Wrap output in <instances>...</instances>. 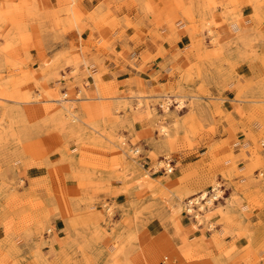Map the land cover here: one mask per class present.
Instances as JSON below:
<instances>
[{"label":"rangeland","instance_id":"rangeland-1","mask_svg":"<svg viewBox=\"0 0 264 264\" xmlns=\"http://www.w3.org/2000/svg\"><path fill=\"white\" fill-rule=\"evenodd\" d=\"M74 5L75 0H59L54 9L47 0H0V264L20 260L16 231L36 235L32 256L41 262V247L54 248L52 220L58 216L90 234L75 255L85 264H264V230L239 232L247 246L237 251L214 230L210 220L217 212L208 198L193 213L186 207L200 192L214 199L215 170L231 160L228 152H215L213 119L226 117L217 108L225 97L211 90L233 80V63L219 62L215 50L206 57L208 74L201 66L188 68L177 87L114 102L121 98L115 87L97 78L94 88L79 74L89 49L109 41L101 36L100 47L93 36L75 40L74 33L84 31L81 21L92 15L80 14ZM108 18L105 26L113 23ZM213 24L205 21L195 33L201 41L206 33L218 46ZM165 96L173 101L169 110ZM59 98L69 99L68 110ZM258 151L259 146L253 153ZM190 159L198 161L185 166ZM170 162L172 172L164 173ZM177 168L183 174L176 179ZM35 171L38 177L32 178ZM113 180L123 184L114 194H125L126 203L86 197L82 190L93 184L96 192H106L104 185ZM192 184L198 186L188 189ZM181 221L190 223L192 232ZM153 226L162 234L150 235ZM181 233L184 239L174 242L173 234ZM91 241L94 253L87 252Z\"/></svg>","mask_w":264,"mask_h":264},{"label":"crops","instance_id":"crops-1","mask_svg":"<svg viewBox=\"0 0 264 264\" xmlns=\"http://www.w3.org/2000/svg\"><path fill=\"white\" fill-rule=\"evenodd\" d=\"M146 4L152 5L153 13L148 12ZM47 5L57 9L59 0H47ZM74 6L80 14L92 15V20L86 17L81 21L84 31L75 32V40L93 36L98 46L102 44L101 36L109 41L104 48L89 49L83 56L79 74H86L94 88L97 78L102 84L115 87L121 98L114 102H135L141 94H150L163 86L177 87L188 68L201 66L203 74H208L210 66L206 57L215 50L222 49L223 54L218 53L219 62L228 59L233 63V80L224 89L211 90L213 95L225 97L217 108L228 118L213 119L217 135L212 140L219 144L215 152H228L231 160L215 170L222 196L214 204L217 213L210 222L232 249L243 250L247 238H238L239 232L264 230V0H75ZM105 17L113 20L110 26L104 25ZM205 21L214 23L211 29L219 40L218 46L211 45L206 33L204 41L195 33ZM128 22L135 27H128ZM257 146L261 148L258 155L253 153ZM197 161L190 159L184 165ZM35 173L32 178L38 177V172ZM182 174L177 168L175 178ZM122 185L113 180L104 185L106 192H96L93 184L82 190L86 197L123 204L128 201L127 196L114 194ZM197 186L192 184L187 188ZM121 217L119 211L116 221ZM56 219L52 220L57 230L54 248L41 247V262H35L32 256L38 249L36 235L15 230L13 240L20 260L9 264H85L75 255L84 242L87 246L85 238L90 234L83 229L78 232L69 220L60 216ZM17 222L13 219V226ZM181 225L192 232L190 223L181 221ZM148 231L150 235H159L163 230L153 226ZM184 235L173 234L172 239L180 242ZM105 239L102 243L106 247ZM92 243L87 252L94 253Z\"/></svg>","mask_w":264,"mask_h":264},{"label":"bare ground","instance_id":"bare-ground-1","mask_svg":"<svg viewBox=\"0 0 264 264\" xmlns=\"http://www.w3.org/2000/svg\"><path fill=\"white\" fill-rule=\"evenodd\" d=\"M45 63V65L47 64V62H44ZM165 101H166V103H167V106H166V109L167 110H169V108H168V104L169 105H171L172 104V99L171 98H169L168 96H165ZM57 102H59V104H61L64 108H66V105L69 103V99H67V98H59V99H57ZM177 104H178V106L179 107H181V108H184L185 107V104H184V102L183 101H179V102H177ZM71 107H72V105H71ZM67 109V108H66ZM68 110V109H67ZM70 110V109H69ZM75 116V115H74ZM74 120V119H73ZM164 131V130H163ZM160 166V165H159ZM170 167V165H167L166 164V168L168 169V171L169 170H171V167ZM220 191L221 192V188L219 187V189H218V187H215V189L214 190H212V196H214V199H211L210 197H209V192H201V193H199V194H197V196L196 197H194V198H192L191 200H188L187 202H186V207H187V212L188 213H193L194 211H195V208H194V206H197V205H200L201 203H202V201H205L207 198H208V202L207 203H210V206H212V205H214L215 203V201H217L219 198H220V196L219 195H217V193H216V191ZM213 193H214V195H213ZM222 193V192H221ZM213 198V197H212ZM206 203V202H205ZM199 207V206H198ZM155 245H157V243L155 242ZM150 250V249H149Z\"/></svg>","mask_w":264,"mask_h":264},{"label":"built area","instance_id":"built-area-1","mask_svg":"<svg viewBox=\"0 0 264 264\" xmlns=\"http://www.w3.org/2000/svg\"><path fill=\"white\" fill-rule=\"evenodd\" d=\"M167 165H170L171 170H169V172H172V169H173L172 163L170 162V163H168ZM170 167H169V168H170ZM162 169H163V172H164V173L167 172V170H166L167 168H166V167H162Z\"/></svg>","mask_w":264,"mask_h":264}]
</instances>
